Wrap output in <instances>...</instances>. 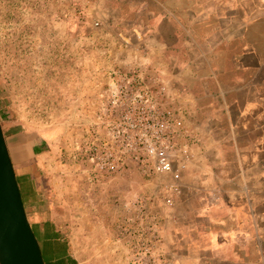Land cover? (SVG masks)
Returning a JSON list of instances; mask_svg holds the SVG:
<instances>
[{"label": "crops", "instance_id": "obj_1", "mask_svg": "<svg viewBox=\"0 0 264 264\" xmlns=\"http://www.w3.org/2000/svg\"><path fill=\"white\" fill-rule=\"evenodd\" d=\"M121 1L131 2L134 29L143 34L144 49L128 56L147 59L169 78L191 130L179 140L191 146L192 158L173 195L164 188L169 175L145 179L136 169L113 178L85 172L80 179L59 134L3 122L45 264H94L93 257L107 256L92 242L119 240L120 216L138 191L162 209L164 231L173 237L164 238L167 248H178L184 234L211 227L210 250L226 248L235 257L232 243L239 236L244 254L253 212L264 224V0ZM104 39L116 48L115 37ZM100 52L98 59L107 57L101 44ZM96 61L86 64L92 68Z\"/></svg>", "mask_w": 264, "mask_h": 264}, {"label": "rangeland", "instance_id": "obj_2", "mask_svg": "<svg viewBox=\"0 0 264 264\" xmlns=\"http://www.w3.org/2000/svg\"><path fill=\"white\" fill-rule=\"evenodd\" d=\"M131 5L121 0H0L1 123L52 129L62 137V151L70 160L75 156L80 179L85 178V172L93 178L99 174V169L80 154L85 130L79 124L95 115L80 109L87 76L97 72V66L89 68L86 62L102 56L100 43L109 35L115 37L112 29L140 33L133 26ZM96 20L99 27L93 24ZM140 35L134 41L141 42ZM130 52L121 50L119 55ZM258 186L252 182V187ZM136 194L139 201L146 202V208L131 209L129 201L126 215L120 216L119 240L92 242L94 248L102 247L101 252L107 254L93 257L94 264H264V224H260L258 213L252 214L256 223L248 227L251 243L244 256L237 246L243 241L239 236L232 243L235 257L227 256L226 248L210 250L211 227L206 232L184 234L179 247L169 249L164 238L173 237L164 231L162 209L152 206L149 193ZM237 215L244 216L242 210Z\"/></svg>", "mask_w": 264, "mask_h": 264}, {"label": "built area", "instance_id": "obj_3", "mask_svg": "<svg viewBox=\"0 0 264 264\" xmlns=\"http://www.w3.org/2000/svg\"><path fill=\"white\" fill-rule=\"evenodd\" d=\"M93 24L100 26L97 20ZM138 37L140 33L117 29L116 48L100 43L107 57L97 58V72L87 76L85 105L80 109L95 115L79 124L85 130L80 154L111 178L129 169L146 178L169 175L171 181L164 188L173 195L178 192L180 171L192 158L191 146L179 139L189 137L191 130L175 104L178 94L169 78L143 57L117 53L142 51V43L134 41ZM131 204L146 208L137 194Z\"/></svg>", "mask_w": 264, "mask_h": 264}, {"label": "water", "instance_id": "obj_4", "mask_svg": "<svg viewBox=\"0 0 264 264\" xmlns=\"http://www.w3.org/2000/svg\"><path fill=\"white\" fill-rule=\"evenodd\" d=\"M0 264H45L28 220L0 120Z\"/></svg>", "mask_w": 264, "mask_h": 264}]
</instances>
